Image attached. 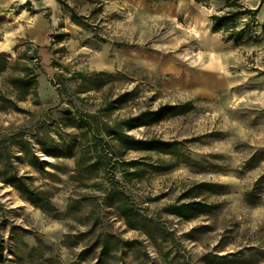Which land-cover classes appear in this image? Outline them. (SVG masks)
<instances>
[{
  "label": "rangeland",
  "instance_id": "obj_1",
  "mask_svg": "<svg viewBox=\"0 0 264 264\" xmlns=\"http://www.w3.org/2000/svg\"><path fill=\"white\" fill-rule=\"evenodd\" d=\"M59 1L0 0V264H264V0H240L258 10L240 41L211 31L214 0ZM25 67L37 81L27 95L8 82ZM189 101L127 131L173 152L99 136L116 162L88 154L76 174L87 114L114 127ZM9 172L54 209L22 198ZM191 201L211 209L188 220L168 210Z\"/></svg>",
  "mask_w": 264,
  "mask_h": 264
},
{
  "label": "trees",
  "instance_id": "obj_2",
  "mask_svg": "<svg viewBox=\"0 0 264 264\" xmlns=\"http://www.w3.org/2000/svg\"><path fill=\"white\" fill-rule=\"evenodd\" d=\"M195 1L207 6L208 2L211 0ZM214 1L221 3L222 6L217 13L211 15L210 17L212 32H222L226 36V39L240 41L246 37V35L252 28L257 26L255 19L258 10L247 8L240 2V0ZM59 2L62 6L67 7L66 0ZM70 20L78 26H87L86 23L82 22V18L77 16L73 12L70 13ZM33 53L34 57H29V60H36V62H38L39 56L37 53V49H35ZM8 58L9 56L7 54L0 52V75L8 69ZM35 66L38 67L37 64H35ZM24 72L25 73L22 76L12 78L8 82L15 90H17L18 92H23V95L25 93V95H27V92L30 89L35 91L37 81L36 74L34 73L33 68L25 67ZM0 100L4 101V99ZM116 102L118 101L116 100ZM191 105L192 103L189 101L181 105L164 106L157 111H147L135 117L129 118L125 121H122L121 123L116 124L114 127H107L104 125L101 127L96 121L94 115L87 114L86 116L93 121L92 123H86V125H88V128L92 131L93 137L90 145L87 146V148H82V153H80L76 160V174L77 172L79 174L80 170H82L86 164L87 166H92L90 157L89 159L85 157L88 154H91V156H96V164H107L110 166L114 162H116L115 160L113 161L112 159L108 158V156L105 154L104 145L106 143L102 139H99V136H107L112 138L117 142L119 149L123 151L134 150L156 151L164 153L173 152V150H175V144L173 143L162 142L159 140H140L131 135H128L127 131L146 126L162 115L184 114L191 109ZM17 137H20V134H14L9 139L8 144L11 145L12 141ZM87 149H90V153H87ZM112 154L115 158V153ZM131 164L136 165V163ZM122 174L124 176V179L135 175L134 172L127 173L125 171H123ZM3 182L16 189L19 192L20 196L27 200L34 207L50 211L54 209L51 204L50 193L46 191H40L38 188L29 186L27 183H25L22 177L15 175L13 172H9L8 175H5V177H3ZM210 209L211 206L196 201L173 205L168 208L170 213L184 220L190 219L192 217V214L194 215L208 213ZM123 215L125 216V213H123Z\"/></svg>",
  "mask_w": 264,
  "mask_h": 264
},
{
  "label": "crops",
  "instance_id": "obj_3",
  "mask_svg": "<svg viewBox=\"0 0 264 264\" xmlns=\"http://www.w3.org/2000/svg\"><path fill=\"white\" fill-rule=\"evenodd\" d=\"M202 44L209 46L211 44H214V40L208 38V39L203 40Z\"/></svg>",
  "mask_w": 264,
  "mask_h": 264
}]
</instances>
